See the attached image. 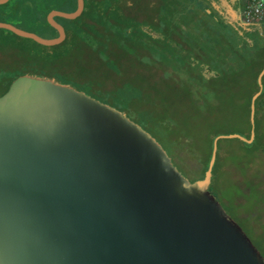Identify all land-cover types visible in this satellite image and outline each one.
I'll use <instances>...</instances> for the list:
<instances>
[{"label":"water","instance_id":"1","mask_svg":"<svg viewBox=\"0 0 264 264\" xmlns=\"http://www.w3.org/2000/svg\"><path fill=\"white\" fill-rule=\"evenodd\" d=\"M9 0H0V5ZM47 20L44 46L67 33L84 0ZM264 68L250 101V136L218 133L192 179L126 110L52 75L24 72L0 95V264H264V255L212 190L218 142L251 146Z\"/></svg>","mask_w":264,"mask_h":264},{"label":"trees","instance_id":"2","mask_svg":"<svg viewBox=\"0 0 264 264\" xmlns=\"http://www.w3.org/2000/svg\"><path fill=\"white\" fill-rule=\"evenodd\" d=\"M84 1L85 8L80 17L73 20L60 16L55 18L67 33L66 40L57 46H44L32 39L18 36L9 30L0 28V95L7 91L18 76L24 72H30L52 75L84 88L86 85L88 88L89 84L96 83V86L104 92L96 94V96L102 100L112 101L123 108H128V105L137 104L142 100L141 89L132 82L123 80L110 89L92 76L82 73L83 77H79V69L83 68L82 70L85 71L87 64L92 63L89 59L93 58L92 60L96 59L101 66L107 68L108 74H115L119 78H124L128 71L126 64L131 62L130 60L139 61L142 58L141 49L143 51L147 49L150 40L155 39V33L144 30L145 27L142 26L141 22L126 16L122 8V0ZM164 1L166 7L164 8L163 19L159 25H151L161 28L160 32L155 34L160 47L158 52L161 53L155 59L160 61V65L155 63L149 66H153L155 70H157L155 66H159L160 71H165L167 75L178 78L177 82L182 86H196L194 87L195 92L200 90L201 84L205 85L209 79H212L216 72L219 75H229L238 69L241 71L248 68L254 69V65L257 64L256 61L259 59L257 57L258 51L255 50L254 45L250 44L240 32H238L240 35L238 33L235 35L233 31L230 33L226 29L217 30L212 22H207V19L203 17L204 14H207L204 2L203 6L198 3L195 7L194 3H186L189 0ZM77 7V0H9L0 5V22L11 23L43 38H54L59 35V32L49 24L48 14L53 10L71 13ZM209 12L213 14L211 11ZM174 13L182 16V18L173 20V23L170 24V17ZM214 20L218 19L214 17ZM182 21H184L183 25H180ZM180 30L185 32L186 38L180 37ZM235 32L237 31L235 30ZM238 37H240V43L237 41ZM163 42L164 44H162ZM130 47H134L135 53L141 55L133 58L128 53L131 50ZM175 50L179 54L172 56V59L176 61L171 63L172 59L169 57V53L175 54ZM121 52L122 54H119ZM146 52L149 53L150 59L155 57L152 55L154 51L148 50ZM131 63L135 64L134 62ZM263 67L255 72V78ZM255 86L257 90L258 87L256 84ZM143 110L131 113L153 134L158 135V128L151 126V124L158 125V120L153 117L151 112ZM159 118L163 124L168 123L166 117ZM248 123L250 124V121ZM213 136L214 134L209 138L208 152L205 159L199 161V168L195 171L189 170L192 173H197V176L192 179L202 178L205 175L210 161ZM242 147L244 148L243 145ZM181 150L179 145L169 151L174 156L173 158H176ZM221 154L222 152L218 147L212 190L229 212L235 213V216L241 221L243 218L247 220V213L240 211L236 214L235 211V207L239 208V205L245 202H236L232 197V192L223 194L220 187L221 170L224 166Z\"/></svg>","mask_w":264,"mask_h":264},{"label":"rangeland","instance_id":"3","mask_svg":"<svg viewBox=\"0 0 264 264\" xmlns=\"http://www.w3.org/2000/svg\"><path fill=\"white\" fill-rule=\"evenodd\" d=\"M183 22H180V25H183ZM141 23L146 31L156 34L161 30L160 27H152L147 23ZM179 28L176 29L178 30ZM180 31V37L186 38L185 32L183 30ZM155 34V39L150 40V44H147V49L145 51L141 49L142 55L140 53L136 54L135 48L130 47L131 50L128 53L133 58L140 55L142 58L138 59L139 61L130 60L135 63L134 65L131 62L126 64L128 71L124 78H119L115 74H108L107 68L103 67V65L101 66L96 59L92 60L93 58L89 59L92 63L87 64L85 71L82 70L83 68L79 69L80 73L78 76L83 77L82 73L92 76L97 81L103 82L110 89L123 80L132 82L137 88L141 89L142 100L137 104L128 105V108H123L112 101L108 102L126 110L129 117L148 130L165 146L172 157L174 156L169 150L171 148L173 150V147L180 145L182 150L179 151L178 157L174 158L175 162L181 171L194 178L197 173L190 171L197 170L199 161L201 162L205 159L208 152V141L213 134L241 133L247 137L250 136L251 123H248L250 121V101L256 91L254 75L255 72L264 66V50L261 51V48L257 49L255 47V50L258 51L257 57L259 59H257L254 69L248 68L242 71L238 69V71H233L229 75H219L216 72L212 79H209L205 85L201 84L199 86L200 90L195 92L194 87L196 86H182L178 84V78L167 75L165 71H160L159 66H155L157 70L153 66H149L155 63L160 65V61L155 59L161 54L158 52L160 47ZM148 50L154 51L152 53L155 56L154 58L150 59L149 53L146 52ZM119 54H122V52ZM178 54L175 50V54L169 53V57L172 59L173 55ZM174 61L176 60L172 59L171 63ZM179 80L181 81L180 78ZM89 85L91 91L88 89L89 87L87 88V85L85 88L79 85L76 86L91 92L95 96L96 94L104 93L99 89L100 87L96 86V83ZM257 101L256 134L253 144L245 146L241 140L235 138L221 139L218 142L224 163L221 170L220 187L223 194L232 192V197L236 202H245L239 205V208L235 207V211L236 214L240 211L247 213V220H244V218L242 221L238 219L235 213L229 212L221 199L219 200L264 255V94ZM143 109L151 112L154 115L153 117L158 120V125L151 124L153 128H158V135L156 133L153 134L139 119L137 120L133 117V112L144 111ZM159 117H166L168 123L163 124V122H160Z\"/></svg>","mask_w":264,"mask_h":264},{"label":"crops","instance_id":"4","mask_svg":"<svg viewBox=\"0 0 264 264\" xmlns=\"http://www.w3.org/2000/svg\"><path fill=\"white\" fill-rule=\"evenodd\" d=\"M203 2L207 10V14H204L203 17L207 19V22H212L216 29H226L230 31V33L233 31L235 35L240 32V34H243L254 47H257V49L261 48V51L264 50V9L258 10L259 5L264 6L260 4H264V0H189L186 3H194L196 7L198 3L203 6ZM136 4L137 0H122L123 11L126 14H130V10L135 7ZM209 11L213 14H210ZM126 16L136 19L131 15ZM214 17L218 20H214ZM178 18H182V16L175 13L171 15L170 24L173 23V20L176 21ZM154 20L156 21L157 18ZM138 21L141 22L140 20ZM234 29L237 32H235ZM237 41L240 43V37H238ZM255 84L257 85V77L255 78ZM261 97H263V95Z\"/></svg>","mask_w":264,"mask_h":264},{"label":"flooded vegetation","instance_id":"5","mask_svg":"<svg viewBox=\"0 0 264 264\" xmlns=\"http://www.w3.org/2000/svg\"><path fill=\"white\" fill-rule=\"evenodd\" d=\"M165 7L166 3L164 0H137L136 6L130 10V14H126L125 12L124 14L129 16L131 15L141 22L149 25H159L160 21L163 19ZM155 18H157L156 21L154 20Z\"/></svg>","mask_w":264,"mask_h":264},{"label":"built area","instance_id":"6","mask_svg":"<svg viewBox=\"0 0 264 264\" xmlns=\"http://www.w3.org/2000/svg\"><path fill=\"white\" fill-rule=\"evenodd\" d=\"M260 4L264 5L263 3H260ZM261 9H264V6L259 5L258 10H261Z\"/></svg>","mask_w":264,"mask_h":264}]
</instances>
